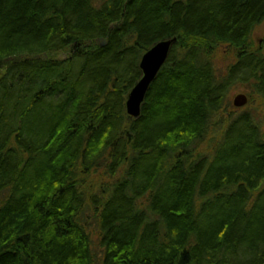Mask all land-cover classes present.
<instances>
[{"label": "trees", "instance_id": "16d2710c", "mask_svg": "<svg viewBox=\"0 0 264 264\" xmlns=\"http://www.w3.org/2000/svg\"><path fill=\"white\" fill-rule=\"evenodd\" d=\"M263 23L264 0H0V264H264Z\"/></svg>", "mask_w": 264, "mask_h": 264}, {"label": "water", "instance_id": "95a60500", "mask_svg": "<svg viewBox=\"0 0 264 264\" xmlns=\"http://www.w3.org/2000/svg\"><path fill=\"white\" fill-rule=\"evenodd\" d=\"M102 46H106V41L100 39ZM177 43V38L163 40L155 44L141 58L140 69L142 77L130 91L126 101V113L132 119L141 116L142 106L151 85L156 80L160 70L166 64L173 46ZM249 103V98L245 94H239L234 99L236 108H243Z\"/></svg>", "mask_w": 264, "mask_h": 264}, {"label": "rangeland", "instance_id": "374dc122", "mask_svg": "<svg viewBox=\"0 0 264 264\" xmlns=\"http://www.w3.org/2000/svg\"><path fill=\"white\" fill-rule=\"evenodd\" d=\"M263 38H264V23L257 27L253 34L252 39L256 47L263 46ZM64 56V55H63ZM61 56V57H63ZM237 60L236 53L232 50L231 47H221L216 50L214 54L213 61L217 69L221 72H225L227 68L232 65ZM4 91L0 90V96L3 95ZM239 94H245L248 98L250 97V89L246 86H240L230 95V104H231V112L235 113L236 111L242 112L245 109L254 110L258 106V102H252L251 104H247V106L243 108H236L233 104L234 99Z\"/></svg>", "mask_w": 264, "mask_h": 264}]
</instances>
